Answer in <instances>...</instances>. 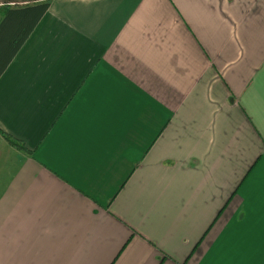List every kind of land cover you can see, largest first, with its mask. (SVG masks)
Segmentation results:
<instances>
[{
    "label": "crops",
    "instance_id": "crops-1",
    "mask_svg": "<svg viewBox=\"0 0 264 264\" xmlns=\"http://www.w3.org/2000/svg\"><path fill=\"white\" fill-rule=\"evenodd\" d=\"M0 130V264H264V0H51Z\"/></svg>",
    "mask_w": 264,
    "mask_h": 264
},
{
    "label": "trees",
    "instance_id": "trees-1",
    "mask_svg": "<svg viewBox=\"0 0 264 264\" xmlns=\"http://www.w3.org/2000/svg\"><path fill=\"white\" fill-rule=\"evenodd\" d=\"M50 3L51 0H23V3L0 0V74L45 14ZM0 132L11 145L24 149L20 141L1 130Z\"/></svg>",
    "mask_w": 264,
    "mask_h": 264
},
{
    "label": "rangeland",
    "instance_id": "rangeland-1",
    "mask_svg": "<svg viewBox=\"0 0 264 264\" xmlns=\"http://www.w3.org/2000/svg\"><path fill=\"white\" fill-rule=\"evenodd\" d=\"M13 1H16V2H19V3H22L23 2V0H13ZM12 3V2H11ZM10 3V4H11ZM2 134H1V132H0V136H1ZM3 136V135H2ZM0 144H3V143H1V137H0Z\"/></svg>",
    "mask_w": 264,
    "mask_h": 264
}]
</instances>
